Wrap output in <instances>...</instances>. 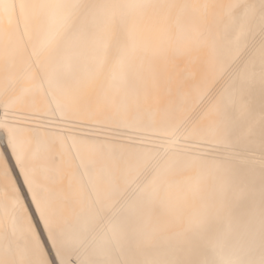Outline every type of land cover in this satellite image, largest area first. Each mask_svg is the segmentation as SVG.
<instances>
[{
  "label": "snow or ice",
  "instance_id": "6c2138e0",
  "mask_svg": "<svg viewBox=\"0 0 264 264\" xmlns=\"http://www.w3.org/2000/svg\"><path fill=\"white\" fill-rule=\"evenodd\" d=\"M0 264H264V0H0Z\"/></svg>",
  "mask_w": 264,
  "mask_h": 264
},
{
  "label": "bare ground",
  "instance_id": "6f19581e",
  "mask_svg": "<svg viewBox=\"0 0 264 264\" xmlns=\"http://www.w3.org/2000/svg\"><path fill=\"white\" fill-rule=\"evenodd\" d=\"M81 134H82V135H88V134H90V133L88 132V129L85 127V128L81 131Z\"/></svg>",
  "mask_w": 264,
  "mask_h": 264
}]
</instances>
